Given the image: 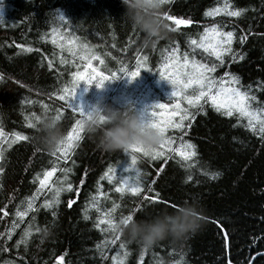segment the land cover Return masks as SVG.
Returning a JSON list of instances; mask_svg holds the SVG:
<instances>
[{
  "label": "trees",
  "instance_id": "trees-1",
  "mask_svg": "<svg viewBox=\"0 0 264 264\" xmlns=\"http://www.w3.org/2000/svg\"><path fill=\"white\" fill-rule=\"evenodd\" d=\"M216 7L221 9L218 14L206 15ZM57 9L66 21L56 19ZM236 9L243 10L240 16L228 14ZM164 12L193 23L171 30L175 24L166 19L171 28L155 44L145 46L143 33L132 24L122 0H0V15L4 17L0 23V167L4 168L0 173V208L4 209L0 212V233L4 234L0 235V264H56L61 255L63 264H264V133L259 131L258 122L253 130L238 112L227 116L223 109L217 111L211 101L204 100L203 111H199L182 100L181 106L189 108L195 119L190 127L169 129L166 135L172 138V148L190 141L197 155L184 161L167 148V155L155 160L136 153V168L142 176L138 194L116 190L125 175L135 176L134 171L126 170L131 154L99 147V128L93 131L84 124L68 160L59 159L57 146L49 148L40 139V121L55 117L58 109L62 110L57 122L63 138L81 118L59 99L65 86H70L72 73L86 68L81 50L71 46L69 51L67 41L73 39L79 45L87 44L92 54L104 61L92 63L105 75L119 76L107 80L108 85L120 90L131 84L134 95L118 101L112 98L113 91H105L106 103L122 107L131 101L138 107L133 98L141 92L174 105L167 93L171 84L152 83L153 79H164L159 71L167 51L179 44L182 57L191 48L190 39L199 41L204 29L216 24L223 31H234V39L232 54H224L223 63L204 54V62L216 63L212 77L225 80L226 88L250 91L255 97L251 108H264V0H168ZM241 36L245 37L242 41ZM138 51L148 57V69L129 78L122 69L135 67ZM201 51L197 50V60L202 59ZM146 70L155 76L147 75ZM226 72L237 76L239 82L229 83ZM197 91L193 86L185 93L194 95ZM17 133L27 139L14 140ZM185 164L192 166L186 168ZM51 167L57 171L49 186L37 191L44 171ZM109 168L113 170L109 172L111 180L104 175ZM212 173L218 175L213 178ZM188 175L192 180L186 179ZM65 181L72 184V190L62 191L59 202L51 208L44 207L45 199H54L52 184ZM155 193H159L160 202L145 199V194L150 197ZM33 195V210L18 217L16 212L23 211ZM69 200L73 201L70 207ZM185 203L197 206L198 219L185 221L179 239L165 237L152 247L144 248L124 234L115 244H102L115 239V234L102 231L106 223L95 227L98 217L119 222L131 212L136 220H148L164 210L175 213ZM114 204L117 207L106 216ZM191 223L198 225L195 230L187 227ZM25 229L31 233L26 246L22 241L17 247ZM121 242L125 249L119 247Z\"/></svg>",
  "mask_w": 264,
  "mask_h": 264
},
{
  "label": "snow or ice",
  "instance_id": "snow-or-ice-1",
  "mask_svg": "<svg viewBox=\"0 0 264 264\" xmlns=\"http://www.w3.org/2000/svg\"><path fill=\"white\" fill-rule=\"evenodd\" d=\"M168 0H166V3ZM221 9H212L206 12V15L208 16H214L216 15ZM243 10L236 9L231 10L228 12V14L232 17H238L241 15ZM163 16L168 21H172L175 24V28H172L171 30H176L181 25H190L193 23L191 19H184V18H178L173 15H169L167 12L163 13ZM56 19L60 21H66L65 15L60 12L58 9L56 10ZM3 22V19H0V23ZM168 28H171V25L167 24ZM244 36H241V41L244 39ZM234 39V31H223L222 28H218L216 24L211 25V27H206L204 29V34L200 36L199 41L196 39H190L189 44L191 45V48L189 51H185L182 55V57L179 55V44H176L174 47L170 49V51H167V55L165 56V62L162 64L159 75L161 78L166 79L173 87L171 96L178 97L179 99H176L175 104H165L162 102H156L152 105L150 109L147 107L145 108V113H149L147 115L149 123L158 129L160 134L162 135L163 139L160 142L159 146L152 149H145L141 145H131L128 149H126L124 152L126 154H131L130 156V162L127 165V171H134L135 176L131 177L128 175H125L121 180L120 184L117 186V191L123 193L125 189H127L128 192L132 194H138L142 191L141 188V181L142 176L140 174V171L138 168H136L137 163V155L136 153H142L144 157H150L152 159H159L161 157H165L167 155V152L164 150L165 148L168 149V151L175 152L178 154L181 158H183L184 161H190L193 157L197 155L195 151V145H193L190 141H182L179 147L172 148V138L168 137L166 133L169 129H184L187 127H190V121L195 119V114L189 110V108H185L181 106V100H184L187 102L189 107L197 106L199 111H203V105L201 104V101H211L212 106L217 110L220 111L221 109L224 110V114L227 116H232L234 111L238 112V114L241 117H246L248 119L247 127L255 130L256 129V122L259 123L260 129L259 131L261 133H264V116L261 114L264 113V108L260 109H252L251 108V101L255 100L254 96L250 95V91H242L238 87H224L225 80L220 79L216 80L212 77V73L216 70V63H206L204 62V54L206 53L208 57H215V60L219 63H223V56L224 54H232L231 44ZM55 42V41H53ZM69 47V51L72 50L71 46H76L81 50V59L85 60L86 67L91 68V73L85 75V73L76 71L72 73V81L70 86H65L63 89V94L59 95V99L61 101H66L67 106L71 109L72 112L78 113L81 117L80 119H77L75 123L72 126V130L69 131L65 138H63L57 145V150L60 153L59 159L61 160H68L70 158V153L73 151L75 147V142L81 139V132L84 127V118H85V109L82 105H74L71 102V98H73L76 94L77 88L81 81L86 82V84L91 85L92 83H96L97 86H102L105 81L107 80H115L119 76H117L116 73H111V75H105L103 72H98L96 68L92 67V61L98 60L100 64H103L104 61L100 59L99 56L93 55L91 49H89L87 44L79 45L76 43V40H68L67 41ZM64 45L61 44V47ZM20 48H25L24 45H18ZM26 50H31L30 48ZM197 50H202L199 54L201 55L202 59L197 60ZM191 54V58H190ZM235 58V57H233ZM243 58L242 56L240 57ZM148 57L146 55H140L139 51L136 56V64L135 67L132 70H128L126 67L122 69V74L128 76L129 78H135L140 74L141 69H148ZM49 65H51V62H49ZM178 68L179 71H170V69ZM151 70V69H150ZM225 77H230L229 83H238L239 78L237 76L231 75L229 73H225ZM3 80L2 75H0V81ZM19 83V82H17ZM193 86H196L198 88V91L194 95H186L185 90L192 88ZM215 89V90H214ZM45 109L47 108V105H44ZM157 109H163L165 112H159ZM168 109H173L172 111H167ZM62 110H57V115L54 117L55 120L60 119L59 113ZM34 115V114H33ZM166 118H163L165 117ZM174 117H179L178 120L174 119ZM37 120H39V117H36ZM105 117L101 115L99 117V122H104ZM185 121H189L188 124H185ZM33 127L35 125H32ZM2 129H0V135H2ZM27 139L22 134H15L14 140H24ZM53 156H56V151L52 152ZM0 159H3V151L0 150ZM186 168H191V164H185ZM4 168L0 167V173H3ZM57 168L51 167L50 169H47L43 173V178L39 180L40 188L37 189V191H40L41 189L49 186V182L51 177L54 173H56ZM67 171V169L63 170ZM113 170L109 168L107 172H105V176L108 177L109 180L112 179V176L109 175V172H112ZM213 178H215L218 173H212L211 174ZM187 180H192V176L188 175L186 177ZM83 183V181H81ZM73 188L72 184L70 182H63L59 185L52 184L51 190L54 193V199L53 200H47L45 199L43 202L44 207L51 208L53 204L59 202V196L62 191H71ZM159 193H155L152 196H147L145 194V199H148L151 202H160L158 200ZM34 200L35 195L32 197H29L27 199V207L23 211H17L16 215L18 217H24L28 215V212L33 210L34 207ZM73 203L72 200L67 201L68 206L70 207ZM163 203L167 204V201H163ZM92 207H95V204H92ZM117 205H113L112 209H109L107 213H105L106 216H108ZM172 207H176V205H172ZM0 212H4L3 208H0ZM7 213H5L6 215ZM53 216H55V212L52 213ZM133 219V215L130 212L127 216L121 217L119 222H123L127 224L129 221ZM98 220H100L99 223L95 225V227L100 228L101 223H106L107 228L102 229V231H111L115 234V239H111L104 243H112L115 244L117 240L120 238V232L116 231V225L118 222L114 221L110 217L106 220H101L98 217ZM30 229H25L24 234L21 238V240L16 241L17 247L21 244L23 241L27 243V237L30 235ZM0 235H4L3 233H0ZM227 232H224L225 240H227ZM10 238V235H9ZM98 248H101V245H97ZM119 247L121 249H125V244L123 242L120 243ZM144 248H147V246H144ZM102 250V249H101ZM143 251V250H142ZM124 255H127V251L125 250ZM115 260V257H113ZM64 257L63 255L56 257V264H63ZM120 264H123V261L120 262ZM179 264V262H177ZM229 264L231 262L229 261Z\"/></svg>",
  "mask_w": 264,
  "mask_h": 264
},
{
  "label": "clouds",
  "instance_id": "clouds-1",
  "mask_svg": "<svg viewBox=\"0 0 264 264\" xmlns=\"http://www.w3.org/2000/svg\"><path fill=\"white\" fill-rule=\"evenodd\" d=\"M122 4L134 27L143 33V45L155 44L167 32L163 16L166 0H122ZM0 19H4L3 15H0ZM85 113L84 123L90 130L99 128V147L106 151H125L131 145L152 149L158 147L163 139L158 129L149 123L145 109L138 108L131 101L122 107H114L101 97ZM101 115L105 117L103 124L99 122ZM37 131L42 143L49 148H55L63 138L53 116L44 117ZM189 217L198 219L194 203L178 206L175 213L164 210L148 220L133 218L127 224L118 222L116 231L138 240L143 246L152 247L165 237L179 239ZM197 226L195 223L187 225L193 230Z\"/></svg>",
  "mask_w": 264,
  "mask_h": 264
},
{
  "label": "rangeland",
  "instance_id": "rangeland-1",
  "mask_svg": "<svg viewBox=\"0 0 264 264\" xmlns=\"http://www.w3.org/2000/svg\"><path fill=\"white\" fill-rule=\"evenodd\" d=\"M217 8H219V7H216L214 9H217ZM77 48L78 47L73 46V50H75ZM92 67L96 68L98 72H103L102 69H100L97 65H95L93 63H92ZM176 69L179 71L178 68H176ZM143 70H145V69H143ZM146 71H147L146 74L148 73L150 76L151 75L155 76V73H152V72H150L148 70H146ZM82 72L85 73V75H87V74L91 73V68H87L86 67L85 70L82 71ZM148 80H149V83H150V79L149 78H148ZM156 82H158L161 86H164L165 85V82H167V80L165 81L164 79H161V80L157 81V80L153 79L152 83H156ZM130 86H131V84H128L127 86L126 85H123L121 87V89L119 90V87L117 88L115 86L108 85L106 83V81L104 82V84L102 86H99V87L97 86V84L95 82L92 83L91 85H88V84H86V82L81 81L80 84H79V86H78V88H77V91H76L75 96L73 98H71V102L74 105H82L84 107V109L87 110V109H89L92 106V104L96 100L100 99L101 97H103L105 99V102L107 101V97L105 95L106 94L105 91H107V92L113 91L115 94L112 96V98L113 99H116L118 101H122V100L127 99L131 95H134L130 91ZM152 87L155 88L156 85H154ZM172 87L173 86L171 85V88L169 89V91H167V93H169L170 95H171V92H172ZM133 99L136 102L139 103L138 104V108H143V109H145L146 107L148 109H150L152 107V105L155 104L156 102H161V100L159 98L158 99H154V98H151V96H148V95L143 96V95H141V92H138ZM170 99L175 104L176 99H179V98L172 96ZM180 102H182V100ZM107 103H109V102H107ZM165 104H168V103H165ZM172 110L173 109H168L167 111H172ZM159 112H165V110L162 109ZM148 114L149 113L146 112V116Z\"/></svg>",
  "mask_w": 264,
  "mask_h": 264
}]
</instances>
